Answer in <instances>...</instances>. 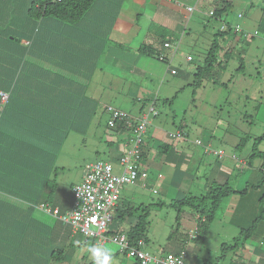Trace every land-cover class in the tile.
Here are the masks:
<instances>
[{
    "label": "crops",
    "instance_id": "crops-1",
    "mask_svg": "<svg viewBox=\"0 0 264 264\" xmlns=\"http://www.w3.org/2000/svg\"><path fill=\"white\" fill-rule=\"evenodd\" d=\"M171 1H173L171 6L166 3ZM176 1L179 4L174 0H95L87 14L77 23L65 24L62 21L52 19L43 23L34 39L33 55H29V65L32 63L39 64L43 67V71L38 72V70H35L34 74L33 71L32 73L28 71V79L29 76H35V80L32 83L29 81L28 83L23 82L22 84L15 83L11 87L10 103L5 111L6 113L8 111L11 112L9 113L11 120L12 118H17L20 121L14 123L9 119V122H7V120L3 121L4 117L0 121V238L10 236L14 238L15 235L19 234H23L26 237L22 240L18 239V242L13 246L10 244L12 239L11 241H9V238L4 239V241L0 239V264H50L52 258L48 250H51L52 244L54 243L59 248H66L67 243L65 244L63 242L69 236L72 238V242L75 243L76 241L74 245H71L72 247L68 252L73 259L72 262L71 258L69 259L70 261L66 260L70 264H93V260L87 250L90 245L111 247L113 249L114 264H136V258L121 252L116 242L112 240L103 242L99 238L85 237L63 223V225L61 223H56L55 225V220H51L52 217L48 214L46 215L36 205L47 202L49 205L57 207L61 211H67L73 207L74 196L71 189H67L64 196H62L64 190L63 184L52 182L53 173L59 168L56 162L61 151V144L69 134V130L61 129L60 125L69 122L67 118L70 115L64 117L59 114H67V110L70 108H74V110L79 109L76 111L78 113L75 114L76 112H74V115L70 119H72L71 122L73 123L75 118L73 124L75 130L85 132L89 130V126L92 124L90 121L92 114H98L101 109L107 112L106 108L108 106L117 107L111 103H106L103 106L100 105L98 96L100 91H104V89H100V84L105 81V79L101 80L100 77L106 76V71H103V69H106L109 62H114L117 65L120 59L122 65L127 70L136 72L140 69L137 66H134V68L132 66H125L122 55L115 53V48H127L128 53L130 55L132 54L136 59H140L144 55L148 56L141 51V44L136 46L133 42L134 37L138 35L141 29V24L139 23L140 17L146 11H151V16L155 19L157 12L159 14L163 13L164 9V12L168 14L167 18L172 19L173 17L171 15L179 14V20L200 18L202 19L201 23H204V20L212 22L215 21L214 18L212 19L207 16L212 8L217 10V8L223 7L227 3V10H229L233 5L231 0H222V2L207 0L205 4L197 3L196 5L193 4V1ZM212 2L214 3L211 4ZM188 6L193 8L191 12L187 11ZM227 10L218 13L221 15V19L223 18V13ZM172 22L168 28L172 32L170 34L171 39L165 37L157 40L156 35H153L152 43L149 44L154 45L158 51L157 55L152 56L158 61L167 64L168 70H170V66L175 68L177 74L178 69L174 64H176L175 61L178 59V55H180V49L178 47L174 54L172 49L165 45V41H175L173 38H177V35H179L173 30L174 24L176 27V20H172ZM194 25H196L194 28H201V25L197 22ZM175 30H178V28H175ZM215 33L216 31L214 35ZM202 37L204 38L203 35ZM22 42L28 43L25 39ZM236 42L240 43L239 39H236ZM204 44L210 45L208 42L202 43V45ZM208 51L206 52V48H202L201 52L204 55V59ZM160 53L164 55V59L159 58L158 54ZM188 55H191L193 59L196 57L191 52L187 53L185 57ZM219 56L221 59L223 58L222 53ZM145 60L148 62L149 68H146L145 65L142 69L144 73L147 69H152L155 65L154 60L148 57ZM107 72V75L111 74L108 70ZM95 78H98L96 82L94 80ZM106 84L113 85L114 79L109 78ZM109 87L106 86L107 89ZM77 91H85L83 100L75 101L73 99L75 98L74 93ZM56 97L60 98L58 100L62 102H58V100L54 101L53 99L56 100ZM152 104L154 105V101L150 105ZM34 107L42 108V110L40 112L35 111L34 109L36 108ZM55 108H60L61 111H55ZM63 108H67V110L64 111ZM140 109L141 107L137 112L128 113L133 122L136 120L140 121L143 115H148L140 113ZM106 120L108 123L109 114ZM107 123L106 129H104L105 131L107 127L109 128V124L107 125ZM52 126H54L53 129ZM48 127H50L49 133L47 136H44L43 131ZM121 130L116 131L115 127H111L108 134H104L105 131H103L100 136L101 140H105L104 153L106 154V160L116 162L130 146L133 138L131 129L124 123V128ZM147 130L143 158L149 172V177L145 180H140L139 184L147 185L149 189L153 188L157 192H160L162 188L165 195H171V199L177 198L180 193L184 192L183 187L185 183L188 184V181L194 177L193 174L191 175L187 164H190L196 157V154L179 143V138L183 139L182 137L173 139L168 134L169 132L175 131H183L186 133V131L183 129V126H179L177 130L169 131L168 133L165 132L167 131L165 128L163 129L157 126H155L154 130L148 126ZM45 132L47 133V131ZM209 139V142H211V138ZM183 140L190 143L188 137H185ZM192 142H196V140ZM211 144L213 145L212 142ZM52 147L56 148V150H53ZM23 150H26V152ZM208 153H211L210 155L215 157L214 161L208 163V169L214 175V181L224 182L226 179H230L233 175V167L229 163H226L223 156H219L217 150L212 149ZM7 160H10L11 165ZM36 161L40 165L43 164L44 170L48 172L47 186L44 188L43 193L42 187L38 183H36V186L30 184L36 179L35 174L37 172L33 169ZM165 163L169 164V170L166 173L162 171ZM53 165L54 168H51ZM260 167H254L252 169L260 172ZM25 168L28 171L27 175L24 173ZM26 176L27 183L24 179ZM83 176L80 181H83ZM237 180H235V184L233 182L231 184L235 189H241V185H239V181ZM260 182H255V184ZM248 183L253 184L254 182L249 180ZM75 184H79V182ZM6 189L10 190L7 191ZM50 189L52 192L48 194ZM255 191L259 192V194L261 193L260 190ZM6 192L13 194L15 197L6 194ZM172 192L176 193L177 196H173ZM238 194L232 193L223 199L227 198L225 204L228 207L226 208L232 209L230 211L233 216L227 223L231 226L242 228L252 224L256 218L259 206L258 198L255 197L256 193L253 190L248 194ZM145 196L146 194H139L136 198L132 199L130 196L126 200L121 194V201L118 208L131 202L133 204L144 203ZM185 216L188 218L192 217L190 214H185ZM113 218L112 223H115V226L112 228V223H110L109 227L117 231H128L132 220L118 218L117 213ZM262 224H264V220L261 221L258 234L255 233L251 238L258 239V236L260 238L262 237ZM52 225L55 226L56 230L53 234V239H51ZM68 233L69 236H67ZM78 234L79 236H77ZM185 234H187L186 230H180L178 239L174 237L175 239L173 238L170 241L169 247H159L153 254H159L162 249L175 252L181 246L180 241ZM187 246H185V249L186 251L188 250V264H192L190 249L193 247L197 251L201 247V244L190 245V243H187ZM41 247L45 249V257L37 253ZM252 249L253 252L248 256L249 261L259 263L262 258L260 257V253L263 250L260 251L257 247H253ZM14 254H19L22 258L19 256L15 257ZM132 258H134V261Z\"/></svg>",
    "mask_w": 264,
    "mask_h": 264
},
{
    "label": "rangeland",
    "instance_id": "rangeland-1",
    "mask_svg": "<svg viewBox=\"0 0 264 264\" xmlns=\"http://www.w3.org/2000/svg\"><path fill=\"white\" fill-rule=\"evenodd\" d=\"M15 1L16 3H14ZM174 1L178 3L176 0ZM188 1H193V4L196 5L197 3L205 4L207 0H184V2ZM231 1L233 5L222 15L224 23L215 19L212 22L204 20V23H201L202 19L200 18L179 20V14L171 15L173 17L171 19L167 18L168 14L164 12V9L163 13L157 12L155 19L151 16V11H146L140 17L141 29L133 41L136 46L152 43L153 35H156L157 40L165 37L171 39L172 32L168 30L169 24L173 23L172 20H176V27L174 24L173 30L179 35L173 40L179 42L180 49V55L177 54L178 59L174 64L178 69L177 74L172 73L168 70L167 64L158 61L153 56L144 55L140 59H136L128 53L127 48H115V53H119L124 58L125 66L133 68L137 66L140 69L136 72L127 70L122 65L120 57L116 55L120 59L119 63L115 65L114 62H109L106 69L111 74L107 75V70L103 69L106 71V76L100 77L101 80L105 79L100 84V89H104V91H100L98 96L101 106L111 103L127 114L137 112L141 107L139 112L149 114L148 121L152 124L149 123L148 126L153 130L157 126L165 128L167 130L165 132L168 133L183 126L190 143L185 142L184 138H179V143L196 154L190 164H187L194 177L183 187V191L189 196H205L211 182L214 181V175L209 171L208 163L214 161L215 157L210 155L211 153L204 152L203 147L196 142H192L198 137L206 140L204 142L210 141V137L214 149H223L224 160L234 170L229 179L231 183L235 184V180L238 179L240 188H244L249 180H252L253 184L261 181L259 187H249V189L256 193V198L264 194L259 195V192L255 191L264 192V181H262L264 173L252 169L259 167L262 159L251 157L255 140L264 136V4H262L264 0ZM26 2V0H0V30L5 31L8 27L7 16L13 12L14 7L20 3L24 5ZM172 2L166 3L171 6ZM214 2H222V0ZM212 9L214 11V8ZM14 16H17V12L14 13ZM207 16L212 18L208 14ZM195 22L199 23L201 28H194L196 27ZM229 25L232 26V31L227 32L221 38V42L225 46L220 51V55L223 54L222 59L227 57L226 65L223 68L214 65L211 70L205 71L202 75L201 85L195 86L196 68L204 63V55L201 50L206 48L207 52L210 47V45H202V43L211 44V40L215 37L214 32L225 30ZM237 25L248 32H254L257 29L258 33L254 34L252 38H248L236 31ZM236 39H239L240 43H237ZM189 52L196 57L187 60L185 56ZM146 57L154 60L155 65L144 73L143 67L146 65V68H149V64L145 60ZM109 78L114 79V84L111 86L106 84ZM94 80L96 82L98 78ZM106 86H110L109 89ZM153 101L158 111L157 115L149 112V106ZM106 113L104 109H101L98 114H92L90 120L92 124L90 123L89 130L85 132L75 130L73 125L75 118L73 123L72 119L67 118L69 122L60 125L63 130L68 129L69 134L61 144V151L56 162L59 168L54 171L52 182L63 184L62 196L67 189L70 190L69 188L73 184L80 182L87 163L95 161L97 158H106L105 140L100 138L106 129L108 116ZM110 129V126L107 127L104 134H108ZM52 148L56 150V148ZM258 148L264 150V137L259 141ZM231 156H235V158ZM239 159L246 162L243 161L240 164ZM168 165L165 163L162 167L163 172H168ZM139 182L125 184L121 188V194L126 200L130 196L133 199L139 194H146L144 203L163 202L162 205H153L149 208L150 217L149 227L145 234L147 237L145 249L155 253L159 247H169L171 241L169 235L176 226L177 211L169 205L172 201L171 195H165L162 188L160 192H157L153 188L149 189L147 185L139 184ZM172 194L177 196L174 192ZM226 200L227 198L223 199L216 210L215 218L210 223L208 233L200 243L199 250L195 251L193 247L190 249L192 264H240V262L242 264H264V224H262L261 238L259 236L258 239L244 238L241 239V245L239 244L236 248L225 247L224 243L232 244L241 230V228L227 223L233 215L230 211L232 209L226 208L228 207L225 204ZM259 210H257L256 216L259 215ZM189 212L191 210L185 208V214ZM51 220L56 219L53 217ZM260 224L261 222L254 233L258 234ZM111 225L114 228L115 223ZM176 236L178 239V235ZM63 243H67L66 248H62L66 253L70 251L71 245H74L76 241L72 242V238L69 236ZM56 247L58 246L53 243L51 248L55 249ZM253 247H257L260 251L263 250L260 253L262 258L259 263L250 262L248 259L249 254L253 252ZM134 258H132L133 261ZM53 260L50 264H70V260L57 262H53ZM72 260L71 258V262Z\"/></svg>",
    "mask_w": 264,
    "mask_h": 264
},
{
    "label": "trees",
    "instance_id": "trees-1",
    "mask_svg": "<svg viewBox=\"0 0 264 264\" xmlns=\"http://www.w3.org/2000/svg\"><path fill=\"white\" fill-rule=\"evenodd\" d=\"M26 1L27 2L24 5L20 3L19 5L14 7L13 12H11L9 16H7V19H9L7 20L8 27H6L5 31L0 30V86H1L0 91H4L8 93L9 95L8 101L6 103L0 104V121L2 120L3 117H4L3 121L7 120V122H9V119L11 120V117L9 114L11 112L8 111L6 113L5 111L6 107L10 103V98H11V93H12L11 87L15 83L22 84L23 82L28 83V81L32 83V81L35 80L34 79L35 76L34 75L29 76V79H28L27 78L28 71H30V73H32L33 71V74L35 70H38V72L43 71V67L40 66L39 64L32 63L31 65H29V61H30L29 55L30 56L33 55L34 39L38 31L42 27L43 23H45L49 19L56 20V21H62L65 24L77 23L87 14L88 10L91 8L93 3L95 2V0H26ZM14 3H16V1ZM227 8L228 6L226 3L223 7L217 8L215 13L216 14L221 13L223 10H227ZM192 9L193 8L191 6L187 7L188 12H191ZM15 12H17V16H14ZM230 31H232L231 25L227 26L225 30H218L215 33L214 35L215 37L212 43L210 44L209 51L204 59L203 65L197 66L196 68V72H195V76H196L195 82L196 83L194 84L195 86L201 85L202 75L205 71L211 70L214 67V65L219 66L221 68H223L226 65L227 57L220 61L221 58L219 54H220L221 49L223 48L221 38L224 37V35ZM23 39L27 40L28 43L22 42ZM141 51L151 56L152 55L155 56L158 53L157 49L152 44L142 45ZM171 68L172 67L170 66V71H171ZM74 96L75 98L73 99L75 101L83 100L82 98L85 96V91H77L76 93H74ZM58 99L60 98H57L56 100L53 99V100L57 101ZM59 101L60 100H58V102ZM109 107H112V109H116L118 111H123L120 108H117L114 106H108L106 108V111L109 114V119L111 118V110H109ZM34 110L40 112L42 108H36ZM63 110L66 111L67 108L66 109L63 108ZM78 110L79 109L74 110V108H70L67 110V114H59V115L64 116V117H67V115H70V117H72L74 115V112ZM55 111L60 112L61 109L55 108ZM77 113L78 112H76L75 114ZM157 114H158V111H157ZM11 121L16 123L17 121H20V120L17 118H14V119L12 118ZM137 122L138 120H136L134 123H137ZM124 123H125L124 119L118 120L117 121L118 125L117 127H115V130L120 131L121 129H123ZM53 127L54 126H52V129ZM49 130H50V127L46 128L43 131L44 136L48 135ZM45 131H47V133ZM147 132L148 130L146 131V134ZM146 134H145V137H146ZM186 137H188L187 133H186ZM263 137L264 136L259 137L255 140L254 146L251 152L252 153L251 157H259L262 159V163L260 165L261 166L260 171L264 173V150H260L258 148V143L259 141L263 139ZM198 140L200 141V143L198 142L196 143L199 144L201 147H203L204 152H210L212 149H214L213 148L214 145L211 144L212 141L204 142L205 140H202L201 138L196 139V141ZM206 147L211 150H206ZM215 150H217V152L223 151L220 148L215 149ZM23 151L26 152V150H23ZM143 155L144 154L142 151L141 159H143L144 161ZM7 161L10 164V160H7ZM243 161L245 160L239 159L240 164H242ZM51 168H54V165ZM33 169L35 172H37L35 174L36 179H34L33 183H30V182L29 183L34 184L35 186H36V183H38L39 186L42 187V193H43L44 188L47 186L48 172H46L47 170L46 171L44 170L43 164L40 165V163L37 161ZM84 172H85V169H84ZM24 173L26 175L28 174L27 168H25ZM24 179L26 180V183H27V176ZM262 181H264V174H263ZM81 182L82 181H80L79 183ZM76 185L78 184H74L72 188H69L71 189V192L74 196V202L76 199L74 187ZM259 185L261 184L258 183L257 185H251V183H248L246 186H244V188L235 189L233 185L231 184L230 180L226 179L224 182L212 181L209 187V191L206 193L205 196L197 197V196H189L188 193H185V192L180 193V195L177 198L172 199V201H170L169 203V205L177 211L176 226L174 228V231H172V233L169 235V238L170 240H172L174 237L177 238L176 235H178L180 230H186L187 234H185V236L182 237L180 241V245H181L179 246L180 249L178 248V250H176L175 252L166 251L162 249L161 253H175V254L179 253L182 249L185 248V246H187V243H190V245L191 244L199 245L203 241L204 237H206L208 233L209 225L215 218L216 210L219 208L222 199L226 196L231 195L232 193L248 194L250 192L249 187H259ZM56 189L54 188L55 191H57ZM6 190L8 191L10 189H6ZM51 192L52 191L50 189L48 194H50ZM262 193L264 192H261L259 195H261ZM6 194L13 195L9 192H6ZM42 203H46V205L50 208V210L47 211V210H44L43 208H40L39 205L41 203L36 205V207L39 208L44 213L52 216V218L55 217L56 219L54 223L55 225L56 223L62 224L63 222L56 215L53 214V210L58 209L59 212L61 213L65 211H61L59 208L53 207L49 205L47 202H42ZM162 204L163 202L148 203V204L147 203L133 204L131 202V203L125 204V206H121V207L119 206V208L117 206L115 214L117 213L118 218H121L123 220L124 219L132 220V223L130 224L128 231H126L130 245L131 244L136 245L139 239H144L145 242H147V237L145 234L149 227V217H150L149 208L153 205H162ZM258 206L260 209L259 215L256 216V218L254 219V221L252 222L250 226L241 228L239 236H237L234 239V242L232 244L224 243L226 248L228 246H230L229 248L231 247L236 248L239 244H241V239L251 238L255 235L254 232L256 228L258 227L259 222L264 220V194H262L258 198ZM185 208H189L191 210V212L188 213L192 216L191 218H188L185 216ZM55 231H56L55 226L52 225L51 239L54 238L53 234L55 233ZM116 232L118 231L109 227V231L106 232V234L112 235ZM7 238L10 239L9 241H11L12 239V242L10 244L13 246L16 242H18L17 241L18 239L22 240L26 237L25 235L23 236V234H19V235H15L14 238L10 236V237H4L0 239L4 241V239H7ZM90 238H97V237H90ZM187 247L189 248V246ZM62 248L63 247H60V248L56 247L55 249L51 248V250L50 249L48 250L52 258L51 261L53 259H54L53 262H57L61 260L66 261L72 258L71 255L68 252L65 253V251H63ZM37 253L42 257H45L46 255L45 249L43 247H41V249ZM57 254H60V256H57ZM187 254H188V250H187ZM14 255L15 257L16 256L21 257V255L19 254H14ZM136 264H140L137 258H136Z\"/></svg>",
    "mask_w": 264,
    "mask_h": 264
},
{
    "label": "built area",
    "instance_id": "built-area-1",
    "mask_svg": "<svg viewBox=\"0 0 264 264\" xmlns=\"http://www.w3.org/2000/svg\"><path fill=\"white\" fill-rule=\"evenodd\" d=\"M165 45L175 54L179 42L165 41ZM158 56L160 59H164L162 53ZM187 59L191 60L192 56L188 55ZM171 71L176 73L175 68H171ZM8 97V93L0 91L2 103H6ZM109 110H111V118L108 120L110 127H116L117 121L124 119L131 129L133 138L130 146L116 162L98 158L87 163L83 181L74 187L76 199L73 207L62 213L58 209H54L53 214L85 237H97L103 242L106 240L116 242L121 252L134 256L140 264H188L185 248L176 254L161 252L153 254L145 249L144 239H139L136 245H130L127 233L123 230L112 235L106 234L121 199V188L127 183H135L149 177L145 162L141 159L149 114L143 115L140 121L134 123L127 113L112 109V107H109ZM149 112L153 115L157 114L153 104L149 106ZM168 135L173 139L186 137V133L183 131L169 132ZM196 142L200 143L199 140ZM206 150L211 149L206 147ZM218 153L221 156L224 155L223 151ZM39 206L44 210H50L46 203H41Z\"/></svg>",
    "mask_w": 264,
    "mask_h": 264
},
{
    "label": "clouds",
    "instance_id": "clouds-1",
    "mask_svg": "<svg viewBox=\"0 0 264 264\" xmlns=\"http://www.w3.org/2000/svg\"><path fill=\"white\" fill-rule=\"evenodd\" d=\"M214 11H216V10L214 9ZM214 11H213V9L210 10L208 15L211 16L212 18H214L215 20L223 22L221 17H220L221 15L216 14ZM236 31L240 32L243 36H246L248 38H252L254 36V34L258 33V30H255L254 32L245 31L239 25H237ZM192 59H193V57H192ZM87 250H88V253L93 260V264H114V262H113V249L111 247L100 246V245H90V246H88Z\"/></svg>",
    "mask_w": 264,
    "mask_h": 264
}]
</instances>
